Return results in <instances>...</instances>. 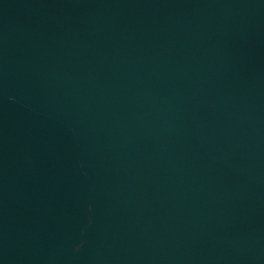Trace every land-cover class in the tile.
Returning <instances> with one entry per match:
<instances>
[{
    "label": "water",
    "instance_id": "95a60500",
    "mask_svg": "<svg viewBox=\"0 0 264 264\" xmlns=\"http://www.w3.org/2000/svg\"><path fill=\"white\" fill-rule=\"evenodd\" d=\"M0 264H264V0H0Z\"/></svg>",
    "mask_w": 264,
    "mask_h": 264
}]
</instances>
